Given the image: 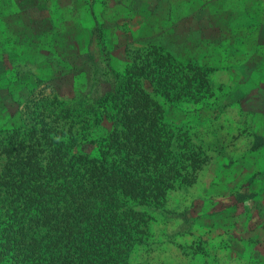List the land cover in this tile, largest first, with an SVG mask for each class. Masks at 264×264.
Instances as JSON below:
<instances>
[{"label": "trees", "instance_id": "16d2710c", "mask_svg": "<svg viewBox=\"0 0 264 264\" xmlns=\"http://www.w3.org/2000/svg\"><path fill=\"white\" fill-rule=\"evenodd\" d=\"M37 1L33 7L50 3ZM54 1L55 12L66 17L89 7L95 23L76 32L86 45L62 29L66 40L50 46L51 66L84 71L85 65L70 62L95 56L99 34L103 47L96 53L105 56L107 78L85 91V84L73 83L72 96L30 100L28 113H10L12 123L0 113V264H155L149 260L156 234L145 231L146 223L171 213L169 193L188 186L207 158V141L174 113L207 105L204 73L238 56L240 45L254 38L257 19L247 8L240 17L228 16L234 23H220L209 0H195L201 4L195 11L188 7L193 0H67L69 7ZM105 1L127 2L128 11L120 9L113 19L110 12L104 26L95 6ZM165 1L171 6L163 13ZM134 2L141 14L158 3L137 35L116 36ZM33 7L0 0V71L9 74L5 88L13 92L24 67L35 62L32 54L45 51L40 34L59 31L55 21L37 29ZM108 41L115 47L105 52ZM220 48V63L210 62ZM203 51L206 61L200 60ZM259 138L254 132V146Z\"/></svg>", "mask_w": 264, "mask_h": 264}, {"label": "rangeland", "instance_id": "374dc122", "mask_svg": "<svg viewBox=\"0 0 264 264\" xmlns=\"http://www.w3.org/2000/svg\"><path fill=\"white\" fill-rule=\"evenodd\" d=\"M18 1L23 7L38 4L37 0ZM88 1L91 3L92 0ZM174 1L178 3V0ZM55 3L50 0L45 9L33 7L36 8L32 15L37 29L44 31L50 21H55L59 31L51 28L46 30V35L40 34L39 41L45 51L32 54L35 62L24 67L21 77L26 82L22 79L16 82L17 89L13 92L5 88L9 74L4 68L0 71V113L3 115H10L16 109L28 113L30 100L51 98L56 93L72 96L73 83L85 84L81 87L85 91L91 89L94 82L107 78L105 56L96 53L103 47L99 34L95 39V56L85 61L79 57L70 62V67L85 65L84 71L67 72L72 69L68 65L61 70L57 67L58 62L51 66L54 55L50 46L56 40H66L60 39L62 29L65 34L74 32L86 45L85 36L76 32L89 30L95 23L89 7L78 9L77 16L66 17L67 12H55ZM62 3L69 7L67 0ZM156 3L142 9L146 14L139 12L135 2L130 5L132 13L127 21L118 22L120 30H116L115 35L121 34L125 38L137 35L147 22L146 15L156 9ZM128 4L100 2L95 6L96 13L104 17H97L99 22L106 26L107 15L111 12L113 19L120 9L128 11ZM200 5L193 0L188 7L195 11ZM170 6L165 1L159 9L165 13ZM247 8L251 10V17L257 19L252 41L240 45L238 56L229 59L224 66L219 59L225 55L223 48L215 50L209 61H218V69H210L203 76L204 83L209 85V102L200 108L174 113L181 121L191 122L193 136L207 141V158L204 165L194 169L188 186L169 193L167 205L171 213L146 223L145 231L156 234L157 243L150 251L149 260L155 264H264V0H209V11L220 13L217 15L220 23L227 21L231 14L234 18L240 17L241 11ZM12 10L7 9L8 12ZM11 22L15 27L22 24L21 19ZM254 22L251 19L249 24ZM113 43L108 41L104 51L113 49ZM222 43L224 48L229 47V42ZM208 55L203 51L200 60L206 61ZM21 83L28 84L23 86ZM14 94L16 100L12 98ZM14 120L11 117V123ZM254 132L262 138L256 139V146Z\"/></svg>", "mask_w": 264, "mask_h": 264}]
</instances>
